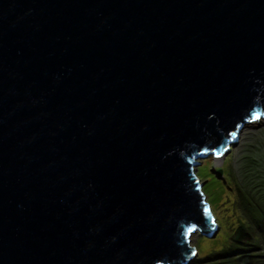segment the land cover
Returning <instances> with one entry per match:
<instances>
[{
	"label": "water",
	"instance_id": "water-1",
	"mask_svg": "<svg viewBox=\"0 0 264 264\" xmlns=\"http://www.w3.org/2000/svg\"><path fill=\"white\" fill-rule=\"evenodd\" d=\"M259 118L264 0H0V264H190Z\"/></svg>",
	"mask_w": 264,
	"mask_h": 264
},
{
	"label": "trees",
	"instance_id": "trees-1",
	"mask_svg": "<svg viewBox=\"0 0 264 264\" xmlns=\"http://www.w3.org/2000/svg\"><path fill=\"white\" fill-rule=\"evenodd\" d=\"M232 168V184L221 177L226 198L220 200L216 193L209 200L219 233L215 238L204 235L213 240L195 260L198 264H242L245 259L251 264L264 263V204Z\"/></svg>",
	"mask_w": 264,
	"mask_h": 264
},
{
	"label": "rangeland",
	"instance_id": "rangeland-1",
	"mask_svg": "<svg viewBox=\"0 0 264 264\" xmlns=\"http://www.w3.org/2000/svg\"><path fill=\"white\" fill-rule=\"evenodd\" d=\"M218 165L223 169L222 177H225L230 184H232V167H234L240 181L264 204V118L248 122L242 128L238 138L231 144L227 154L224 157L222 156L220 161H216L213 155L202 159L201 164L197 167V174L205 182L203 189L208 202L216 193L220 200L226 198L223 196L225 184L222 178L220 176L217 177L214 171V169L218 168ZM209 204L214 221L217 222L216 212L211 207L210 202ZM212 240L205 237L198 230L191 234L190 244L198 250L195 260L198 256H201V252L206 247H209ZM195 260L190 264H198ZM242 264L251 263L245 259Z\"/></svg>",
	"mask_w": 264,
	"mask_h": 264
},
{
	"label": "bare ground",
	"instance_id": "bare-ground-1",
	"mask_svg": "<svg viewBox=\"0 0 264 264\" xmlns=\"http://www.w3.org/2000/svg\"><path fill=\"white\" fill-rule=\"evenodd\" d=\"M222 158V156H217L215 157L216 161H220V159ZM198 254V253H197Z\"/></svg>",
	"mask_w": 264,
	"mask_h": 264
},
{
	"label": "clouds",
	"instance_id": "clouds-1",
	"mask_svg": "<svg viewBox=\"0 0 264 264\" xmlns=\"http://www.w3.org/2000/svg\"><path fill=\"white\" fill-rule=\"evenodd\" d=\"M214 170H215V169H214ZM216 224H217V223H216ZM196 249H197V248H196ZM197 252H198V250H197ZM197 255H198V254H197ZM196 257H197V256H196ZM196 257H195V258H196ZM194 260H195V259H194Z\"/></svg>",
	"mask_w": 264,
	"mask_h": 264
}]
</instances>
